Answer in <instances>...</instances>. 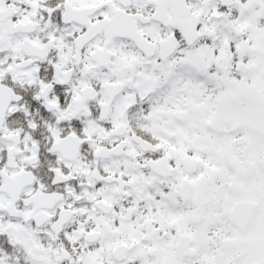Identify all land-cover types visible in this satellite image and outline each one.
Wrapping results in <instances>:
<instances>
[{
	"label": "snow or ice",
	"instance_id": "snow-or-ice-1",
	"mask_svg": "<svg viewBox=\"0 0 264 264\" xmlns=\"http://www.w3.org/2000/svg\"><path fill=\"white\" fill-rule=\"evenodd\" d=\"M0 264H264V0H0Z\"/></svg>",
	"mask_w": 264,
	"mask_h": 264
}]
</instances>
